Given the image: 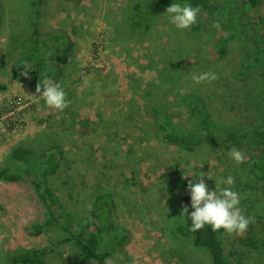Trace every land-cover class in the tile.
Returning a JSON list of instances; mask_svg holds the SVG:
<instances>
[{
  "label": "rangeland",
  "instance_id": "rangeland-1",
  "mask_svg": "<svg viewBox=\"0 0 264 264\" xmlns=\"http://www.w3.org/2000/svg\"><path fill=\"white\" fill-rule=\"evenodd\" d=\"M31 1L0 0V170L21 171L11 153L24 147L34 155L35 175L39 156L52 149L59 164L49 186L67 215L93 223L95 199L110 196L111 222L129 240L109 264H211L192 237L175 231L182 215L172 185L203 174L213 189L218 177L231 175L252 222L239 235L221 234L225 255L232 264H264V175L250 170L262 162L261 141L248 137L235 146L222 138L264 131V0L248 10L242 0H212L217 15L198 12L187 29L175 28L164 9L142 31L129 28L133 6L153 0H46L40 19L46 70L37 79L22 74L23 66L34 70L26 60ZM203 72L216 78L192 79ZM45 78L65 91L63 110L47 107L36 91ZM194 98L201 101L197 117L189 113ZM154 108L173 129L200 135L202 143L185 152L165 142ZM231 148L243 153L241 163L226 155ZM43 219L31 185L0 180V264L12 252L63 237L57 229L37 237L25 232ZM78 258L61 246L48 262Z\"/></svg>",
  "mask_w": 264,
  "mask_h": 264
},
{
  "label": "trees",
  "instance_id": "trees-1",
  "mask_svg": "<svg viewBox=\"0 0 264 264\" xmlns=\"http://www.w3.org/2000/svg\"><path fill=\"white\" fill-rule=\"evenodd\" d=\"M46 0L31 1V25L32 32L29 39V46L26 53V60L33 62L34 70H28V74L34 78H40L45 73V65L42 62V49L45 42L41 36V13ZM172 2L189 3L198 6L199 11L203 12L207 18H214L219 9L212 0H153L149 6L135 4L133 14L130 17L129 28L133 31L147 30L151 22L161 11L166 9ZM247 10L257 5V0H242ZM244 10V9H243ZM227 38V37H226ZM222 41V46L227 43V39ZM223 54L224 49H219ZM57 61L64 63L65 57L57 56ZM201 101L194 98L189 104V113L192 116L200 114ZM156 125L162 133L163 140L185 152H192L202 143V137L197 134H189L172 128L170 123L164 120L162 113L156 108ZM248 137H255L260 143V155L262 162H253L250 170L253 173L264 175V131H241L224 132L223 140L238 146L242 140ZM11 158L19 165L22 170L19 172L4 168L0 170V180L6 183L26 182L35 191L36 197L44 209V219L25 228V232L30 236H40L50 229H57L63 235L55 239L50 246H40L37 248H27L12 252L5 264H49L48 257L61 246H68L78 255L76 264H86L91 261L95 264H109L117 250L128 242V232L124 229H116L111 222L112 199L108 195L99 196L91 206L90 217L95 222H89L88 218L73 219L62 209L58 197L49 186V178L54 175L59 164V157L52 149L46 150L39 156V167L37 174H33L30 164L34 155L31 150L24 147H16ZM263 177V176H262ZM193 177H187L173 183V189L177 195V203L180 211L189 205V195L186 185ZM192 209L189 206L188 212ZM187 213L182 215V221L176 226V233L181 237H192L195 247L205 249L211 259V264H232L225 255L221 234L222 229L213 231L209 226H205L195 232L189 231L190 221L186 218ZM113 231L111 239L103 240L106 233Z\"/></svg>",
  "mask_w": 264,
  "mask_h": 264
},
{
  "label": "clouds",
  "instance_id": "clouds-1",
  "mask_svg": "<svg viewBox=\"0 0 264 264\" xmlns=\"http://www.w3.org/2000/svg\"><path fill=\"white\" fill-rule=\"evenodd\" d=\"M168 14L169 22L177 29H187L197 20L198 6L189 3L172 2L165 10ZM27 74V67L23 66ZM215 73L203 72L193 75L195 82L204 80H214ZM36 91L41 95L47 107L55 110H63L68 101L65 99L66 93L59 83H52L47 78ZM226 155L236 164L243 161V153L237 148H231ZM197 175L195 180H189L186 191L189 195V205L181 210V215L187 213L186 218L189 231H197L206 225L213 231L223 230L226 233L237 235L245 232L252 217L243 214L240 207V194L232 189L233 178L231 175L218 177L214 181V188L209 189L203 177ZM208 177V176H207ZM222 186V187H221ZM192 211L188 212V207Z\"/></svg>",
  "mask_w": 264,
  "mask_h": 264
}]
</instances>
